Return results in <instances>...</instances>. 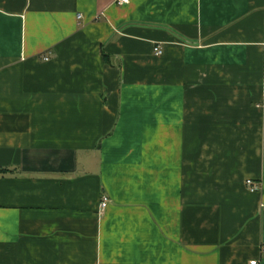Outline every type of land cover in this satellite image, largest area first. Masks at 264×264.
I'll return each instance as SVG.
<instances>
[{"label": "crops", "instance_id": "0c3cea01", "mask_svg": "<svg viewBox=\"0 0 264 264\" xmlns=\"http://www.w3.org/2000/svg\"><path fill=\"white\" fill-rule=\"evenodd\" d=\"M263 103L264 0H0V264H264Z\"/></svg>", "mask_w": 264, "mask_h": 264}, {"label": "built area", "instance_id": "2783aa9c", "mask_svg": "<svg viewBox=\"0 0 264 264\" xmlns=\"http://www.w3.org/2000/svg\"><path fill=\"white\" fill-rule=\"evenodd\" d=\"M128 3H129V0H118V4L119 5H125V4H128ZM155 54L157 56H160V55H162V51L159 48H156L155 49ZM262 108L264 109V103L262 104ZM247 185H249V187L251 186L252 192L257 190V188L254 187V185H253V183L251 181L247 182ZM101 206H102V209H106L107 208V206H108V199L107 198L103 199V202H102ZM263 252H264V248H263ZM251 264H259V262L258 261H253V262H251Z\"/></svg>", "mask_w": 264, "mask_h": 264}, {"label": "trees", "instance_id": "16d2710c", "mask_svg": "<svg viewBox=\"0 0 264 264\" xmlns=\"http://www.w3.org/2000/svg\"><path fill=\"white\" fill-rule=\"evenodd\" d=\"M4 172L7 173V172H9V171H7V170H3L2 173H4Z\"/></svg>", "mask_w": 264, "mask_h": 264}]
</instances>
